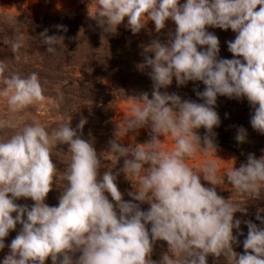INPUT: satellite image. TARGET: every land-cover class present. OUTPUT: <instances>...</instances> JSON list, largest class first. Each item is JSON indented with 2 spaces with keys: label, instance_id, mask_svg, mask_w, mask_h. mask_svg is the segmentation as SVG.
Instances as JSON below:
<instances>
[{
  "label": "clouds",
  "instance_id": "obj_1",
  "mask_svg": "<svg viewBox=\"0 0 264 264\" xmlns=\"http://www.w3.org/2000/svg\"><path fill=\"white\" fill-rule=\"evenodd\" d=\"M91 2L95 7L90 13L88 4V16L106 34L116 33L125 19V27L133 35L148 22L154 24L157 34L167 21L175 25L166 42L157 38L143 47L144 60L137 67L147 70L152 81L151 98L148 92L134 96L137 102L132 115L124 121V133L147 127L150 139L125 146L116 128L108 151L118 160L123 158V166L101 174L100 154L71 124L49 133L38 122L0 120V129H14L7 138L0 136V250L5 248L9 232L17 224L22 226L2 264H46L49 258L51 264H207L209 255L223 256L227 264H264V217L260 215L264 209H258L256 215L262 226L245 221L244 252L237 253L233 230L239 229L241 221L234 214H246L247 209L218 194L214 161L199 170L185 162L198 149L217 154L213 129L220 125L215 110L218 96L246 99L253 110L252 128L264 134V0ZM6 19L15 23L12 17ZM56 27L67 31L65 26ZM209 27L231 29L236 34L227 42L231 59L220 57L219 38ZM40 37L50 54L65 39L48 35L47 29ZM23 44V34L10 43L17 61ZM7 71L8 66L0 61V98L9 113H21L46 100L36 72L21 76L16 72L5 75ZM173 79L177 86L202 82L204 90L196 91L202 103L162 92ZM85 123L81 119L77 127L82 130ZM202 127L206 130L203 137L197 134ZM165 135L174 138L171 151L161 147ZM246 138V129L239 127L236 141L243 143ZM57 145H66L71 157L62 173L65 183L58 206H49L45 200L57 179L52 159ZM121 173L137 180L134 184L128 179L133 187L128 201L116 182ZM226 181L240 194L260 199L264 196V155L249 154L245 163L227 171ZM20 198L34 203L31 208L18 205L15 201ZM144 203L150 206L146 211L141 208ZM157 241L167 243L159 261L151 258Z\"/></svg>",
  "mask_w": 264,
  "mask_h": 264
},
{
  "label": "trees",
  "instance_id": "obj_2",
  "mask_svg": "<svg viewBox=\"0 0 264 264\" xmlns=\"http://www.w3.org/2000/svg\"><path fill=\"white\" fill-rule=\"evenodd\" d=\"M14 20L15 23H10L6 18L0 17V61L8 66L5 75L16 72L21 76H27L36 72L41 84L46 83V86L53 87V90L61 93L56 99L63 107L62 117L71 121L63 124H71L82 139L93 143L101 156L102 165L109 166L111 162H120L122 167L123 158L118 160L116 154L108 151L109 141L115 138L114 134L118 127L114 123L116 97L111 94L107 83L120 84L134 101H136L134 96L143 92H148L151 98L152 81L147 75V70L142 72L137 67L144 60L143 44L134 39H132L134 42H121L118 37L124 36V33L119 31L115 33L118 35H111L103 33L102 29L98 28L100 32L95 33L90 23L84 26H77L79 23H75L73 26L67 23L66 19L46 18L44 26L38 19L26 17ZM85 20L91 22L89 18ZM58 25L65 26L67 31L58 30L56 27ZM87 25L90 28H85ZM74 27L76 28L71 29ZM46 29L48 35L65 37L57 46L55 54L48 53L47 46L41 42L40 34ZM174 29L175 26L172 25L170 31ZM17 34L24 36L23 47L17 53L21 57L19 61L14 59L10 48V43ZM130 36L136 35L131 32ZM217 37L221 44L220 57L231 59L232 54L228 51L227 42L233 40V31L218 28ZM5 40L9 43L6 44ZM160 40L166 42L167 38ZM138 45L141 46L140 50ZM119 49H125L123 55L118 53ZM76 68L80 69L81 76H74ZM2 87L0 83V88ZM204 88L200 81H189L184 86H177L173 79L172 85L161 91L176 93L182 99L202 103L196 96V91H203ZM215 110L220 117L219 127L213 129L218 149L231 151L242 163L247 161L249 154H255L257 158L262 156L264 134L252 128L250 118L253 110L246 99L236 100L218 96ZM81 119L86 120L82 130L77 127ZM241 126L246 129L247 138L245 142L238 143L235 136ZM197 134L203 137L206 130L202 127L197 130ZM118 135L120 142L124 143L121 131ZM119 178L125 183L126 177L123 173ZM63 185L54 186L53 190L61 192ZM234 219L241 221L239 212L234 214ZM156 243L160 244V241Z\"/></svg>",
  "mask_w": 264,
  "mask_h": 264
},
{
  "label": "rangeland",
  "instance_id": "obj_3",
  "mask_svg": "<svg viewBox=\"0 0 264 264\" xmlns=\"http://www.w3.org/2000/svg\"><path fill=\"white\" fill-rule=\"evenodd\" d=\"M183 2H185V0H181V3ZM88 4L89 12L92 13L94 11L95 5L91 2V0H0V17H12L14 19L28 17L32 19H38L43 23L46 18L66 19L67 23H71L73 26H75V23H79L77 24V26H84L87 23H90L95 33H98L100 32V30L98 29L99 27L97 26L96 22L88 16ZM87 18H89L91 22H87V20H85ZM126 24L127 20L125 19V21L118 26L117 31L124 33V36L120 35L121 37L119 36L118 39L121 42H134L132 40L134 39L138 42H141V44H143V47L150 44L153 39H166L167 33L170 32L171 26H175L174 23L169 20L166 22V28L162 30L160 34H157L154 29V24L152 22H148L145 29H142L140 33L136 34V36L131 37L130 30L125 27ZM75 28L76 27L71 29ZM85 28L90 27L89 25H87ZM207 30L209 32L216 33V35L218 33V28L209 27ZM172 32L174 31L172 30ZM111 35L118 34L114 33ZM235 35L236 34L234 33V38ZM138 48L140 50L141 46L138 45ZM124 50L125 49H119L118 53H121L123 55ZM74 70L76 72L74 76H81L79 73L80 69L76 68ZM41 85L44 89L43 94L46 97V100L43 103H38L29 106L21 113H9L6 102L2 98H0V120L10 118L13 121L20 120L23 124H31L33 122H38L42 124L49 133H51L55 129H58L63 123H71V121H67L62 117L63 107L59 105V101L58 99H56V97L60 96L61 93L59 91L53 90V87L46 86V83H42ZM107 87L111 90V94L116 97V116L114 119V123L121 131L125 146L130 143L143 144L147 142L150 139V129L147 127L137 130L136 133L123 132V128L125 126L124 121L127 117H130L132 115L131 109L137 101H134L130 97H128L129 95L126 94L124 89L118 83H107ZM13 131L14 129L12 128L0 129V136L7 138L13 133ZM161 139V147L164 150L171 151L174 149L175 141L171 135H165L164 137H161ZM262 155H264V151ZM70 157L71 154L67 151L66 145H57L53 147L52 159L53 163L57 167V179L54 180V186H59L65 183L63 180L62 173L66 170L67 164L70 162ZM209 161H214L218 166L217 179L219 183L216 186L218 194L224 197L225 199L230 198L232 202L237 203L241 207H245L247 209L246 214L239 212L242 222L240 224L239 229L233 230V235L237 237V243L233 244V250L239 254H243V241L244 239H246L248 232L245 221H251L257 224L258 227L262 226L260 224V221L256 219V215L258 209H264V196H262L260 199L255 200L250 194H240L235 188H233L230 184L227 183V171L231 170L234 165L238 168L242 164V162L238 161L236 156L229 150L218 149L216 154L214 152H204L198 149L196 154L193 157L188 158L185 162L190 168L199 170L202 169V166ZM120 168V162H111L109 166L102 165L100 171L113 169V171L115 172ZM102 173L103 172H101V174ZM121 174L118 176L116 182L119 190L123 193L124 199L128 201L131 200V197L128 196V192L133 191L132 183H137V180L136 178L130 176L128 179L131 180L132 183L127 178L125 179V183H122L119 178ZM202 183H204L205 186H210L207 184V182L203 181V179ZM59 195V190L50 191L45 200V203H47L49 206H58ZM109 199H111V197H109ZM15 203L21 206L26 205L31 208L34 202L30 199L20 198L16 200ZM149 207L150 206L147 203L141 205L142 210L145 211ZM12 215L13 218H15L16 213H13ZM260 215L264 217V212H261ZM21 227L22 226L20 224H17L16 229L11 230L9 232V235L5 238L4 242L6 246L3 250H0V264H2L4 257L9 253L8 245L11 243V240L14 239L15 236L18 234ZM241 233L243 234L241 235ZM165 251H167V243L165 241H160V244L155 243L151 258L153 260L159 261L162 253ZM78 255L79 254H77V256ZM46 264H51L50 258L46 261ZM207 264H227V261L223 256H221L220 258H216L212 255H209L207 257Z\"/></svg>",
  "mask_w": 264,
  "mask_h": 264
}]
</instances>
